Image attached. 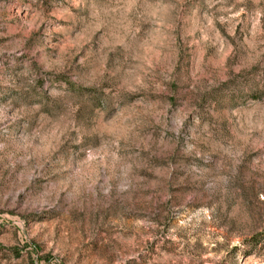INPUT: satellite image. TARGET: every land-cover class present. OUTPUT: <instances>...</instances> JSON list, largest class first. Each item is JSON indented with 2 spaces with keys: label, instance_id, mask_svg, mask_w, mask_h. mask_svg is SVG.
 <instances>
[{
  "label": "rangeland",
  "instance_id": "374dc122",
  "mask_svg": "<svg viewBox=\"0 0 264 264\" xmlns=\"http://www.w3.org/2000/svg\"><path fill=\"white\" fill-rule=\"evenodd\" d=\"M0 264H264V0H0Z\"/></svg>",
  "mask_w": 264,
  "mask_h": 264
}]
</instances>
